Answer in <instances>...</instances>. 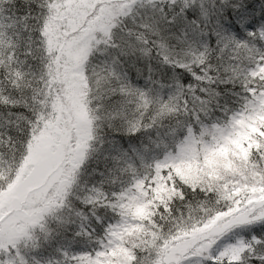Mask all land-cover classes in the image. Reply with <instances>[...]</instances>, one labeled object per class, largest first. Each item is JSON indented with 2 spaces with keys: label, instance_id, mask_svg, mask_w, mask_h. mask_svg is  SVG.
<instances>
[{
  "label": "snow or ice",
  "instance_id": "snow-or-ice-1",
  "mask_svg": "<svg viewBox=\"0 0 264 264\" xmlns=\"http://www.w3.org/2000/svg\"><path fill=\"white\" fill-rule=\"evenodd\" d=\"M0 264H264V0H0Z\"/></svg>",
  "mask_w": 264,
  "mask_h": 264
}]
</instances>
